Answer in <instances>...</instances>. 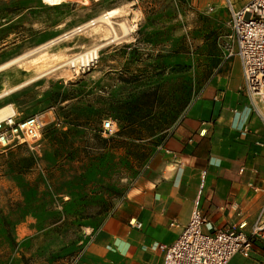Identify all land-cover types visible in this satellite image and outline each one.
Segmentation results:
<instances>
[{"label": "rangeland", "instance_id": "obj_1", "mask_svg": "<svg viewBox=\"0 0 264 264\" xmlns=\"http://www.w3.org/2000/svg\"><path fill=\"white\" fill-rule=\"evenodd\" d=\"M231 1L236 9L245 2ZM69 2L0 0L3 84L21 82L22 68L40 76L75 54L103 46L88 68L78 70L77 64L73 71L67 64L11 94L14 119L37 113L32 116L43 125L35 141L0 149V264H70L79 252L83 222L109 211L140 175L195 91L196 54L213 52L230 22L226 0ZM109 10H116L111 20L118 37L125 35L121 23L129 30L119 40L104 46L111 33L100 23L4 66L52 40L21 51L35 18L65 24L59 37ZM41 25L36 33L46 28ZM141 94L151 95L138 99ZM135 101L142 104L137 117L147 126H160L143 139L117 134L114 117ZM105 120L113 122L110 131L102 127ZM39 244L56 245L57 252L33 253ZM240 256L264 264V241L253 243L249 257Z\"/></svg>", "mask_w": 264, "mask_h": 264}, {"label": "crops", "instance_id": "obj_2", "mask_svg": "<svg viewBox=\"0 0 264 264\" xmlns=\"http://www.w3.org/2000/svg\"><path fill=\"white\" fill-rule=\"evenodd\" d=\"M41 23L46 28L36 33ZM31 26L35 30L24 33L21 51L57 37L65 24L35 18ZM226 27L213 52L205 49L196 54L195 91L140 175L109 211L83 222L79 252L70 264H163L158 246L176 240L196 203L206 218L204 233L243 222L249 232L255 222L264 221V122L255 111L256 100L243 90L238 58L227 55L230 22ZM202 47L207 43L201 44L200 51ZM22 70L19 83L0 80V109L15 110L11 94L40 78H36L37 70ZM32 115L37 113L15 120ZM56 252L57 246L48 244L33 250ZM32 264L57 263L37 260ZM229 264L253 262L235 255Z\"/></svg>", "mask_w": 264, "mask_h": 264}, {"label": "built area", "instance_id": "obj_3", "mask_svg": "<svg viewBox=\"0 0 264 264\" xmlns=\"http://www.w3.org/2000/svg\"><path fill=\"white\" fill-rule=\"evenodd\" d=\"M226 1L231 30L227 55L238 58L243 90L250 100H256L258 105H254L255 111L264 122V0H245L238 9L231 0ZM81 3H89V0H81ZM102 15L106 16V13ZM92 20L89 22L93 23ZM96 60L97 57L90 60L89 65ZM89 65L83 67L88 68ZM83 67L79 66L78 70L82 71ZM70 68L75 71L76 66L70 65ZM42 125L38 116L20 121H16L13 115L0 119V149L35 141L40 136ZM102 127L110 131L113 122L105 120ZM205 226L206 218L196 203L187 225L180 230L176 240L170 245L158 246L163 253V264H229L237 254L249 257L253 243L264 241L262 220L255 222L249 232L246 231L247 224L244 222L212 233H204Z\"/></svg>", "mask_w": 264, "mask_h": 264}, {"label": "bare ground", "instance_id": "obj_4", "mask_svg": "<svg viewBox=\"0 0 264 264\" xmlns=\"http://www.w3.org/2000/svg\"><path fill=\"white\" fill-rule=\"evenodd\" d=\"M115 14H116V10H109V11L106 12V16L100 15V16L94 18V19L92 20L93 23H90L89 21L86 22V23H83V24H81L80 26H78V27H76V28H73V29H71V30H69V31H67V32H65V33H63L61 36H59V37H57V38H55V39H52V40L49 41L48 43L41 45L40 47L36 48L35 50H33V51H31V52H29V53H27V54H24V55H22V56H20V57H17V58H15V59L11 60L10 62H8V63H7L6 65H4V66H9V65H12V64H14V63H17V62H18L19 60H21L23 57H25V56H27V55L33 53V52L35 53V52H39V51H41V50H43V49L49 48L50 46L56 44L57 42H59V41H61V40H63V39H66V38H68L69 36H72L73 34L77 33L78 31H81V30H88V29L93 30V29H95V28H98L97 26H98V24H100V23H103V24H105L106 26H108V29H109V31H110V33H111V38L105 42L104 46L107 45V44H109V43H111V42H114V41H116V40H119V39L122 38L123 36L127 35V34L129 33V32H128L129 30H128L126 27H124L123 24L121 23V24L119 25V27H120V30H121L122 32L125 33V35L122 34L120 37H118V35H117V33L115 32V30L112 28L114 22H112L111 18L114 17ZM92 25H93V26H92ZM113 27H114V26H113ZM127 32H128V33H127ZM126 33H127V34H126ZM117 37H118V39H116ZM115 39H116V40H115ZM102 45H103V44H102ZM101 47H103V46H94V47H92V48H89V49L85 50V51L82 52V53L75 54V55L72 56L68 61H66L65 63L61 64L62 66H57L56 68H53V69L49 70L48 72H45V71H44V72H45L44 74H42V75H40V76H37L36 78L42 77V76H44V75H46V74L50 73L51 71L56 70V69H58V68H62V67H64V66L67 65V64L71 65L72 67H75L77 64H79V65L82 66V67H83V66H87V65H89L90 60H92V59H94L95 57H97V51H98V49H100ZM36 78H35V79H36ZM31 82H32V81H31ZM10 91H11V90L9 89V91H7L6 93H8V92H10ZM2 93H4V92H2ZM13 114H14V112H13L9 107H5V108L0 109V119H3V118L8 117V116H11V115H13Z\"/></svg>", "mask_w": 264, "mask_h": 264}, {"label": "trees", "instance_id": "obj_5", "mask_svg": "<svg viewBox=\"0 0 264 264\" xmlns=\"http://www.w3.org/2000/svg\"><path fill=\"white\" fill-rule=\"evenodd\" d=\"M151 94H141L138 99L148 98ZM141 97V98H140ZM127 108L126 111L124 109L123 113H120L118 116H115L114 119L116 121L117 127L119 131L117 134L127 135L134 139H143L146 135H152L157 130L160 129V126L145 125L144 121H141L137 115L140 113V106L137 101L135 102H127L125 103ZM123 107V106H122ZM185 108V106H184ZM112 139H108L105 141H111Z\"/></svg>", "mask_w": 264, "mask_h": 264}]
</instances>
